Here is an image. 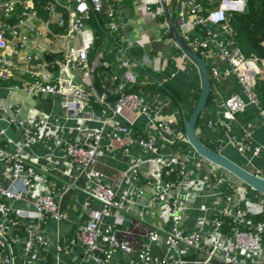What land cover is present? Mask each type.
Wrapping results in <instances>:
<instances>
[{
    "label": "built area",
    "instance_id": "2783aa9c",
    "mask_svg": "<svg viewBox=\"0 0 264 264\" xmlns=\"http://www.w3.org/2000/svg\"><path fill=\"white\" fill-rule=\"evenodd\" d=\"M108 2L4 4L16 23L9 26L10 38L6 25H0V89L12 80L8 90L22 91L29 99L58 96L62 113L23 119L21 107L0 98V264H264V196L256 191L250 196L247 186L228 172L183 150L189 143L174 126L177 122L165 95H146V79L140 80L155 68L156 59L132 57L129 40L115 41L113 53L103 49L91 58L96 38L92 24L107 39L125 25L115 10H105ZM36 3L48 14L47 20L41 18ZM184 3L194 15L191 23L178 22L186 39L193 25L206 22L223 24L230 36L228 13L246 8L245 0H221L209 12L199 0ZM103 13L105 26L100 22ZM215 42L189 39L190 47L202 56ZM217 45L243 88V95L232 94L221 102L228 129L251 104L259 106L264 126V109L254 91L257 80L264 79L260 67L264 60L246 58L232 40ZM229 45L236 49L230 51ZM105 50L115 66L104 74L98 96L93 85ZM211 76L219 77L216 68ZM174 77L172 73L154 83L166 94ZM96 107L99 115L94 113ZM70 121L75 139L65 136L64 124ZM249 136L228 139L239 154L254 160L262 148L247 145L244 140ZM41 142L51 151L49 162L54 165L57 157L62 158L75 172L55 165L47 171L30 162L26 149ZM105 154H117L126 163L118 182L106 183V174L96 168ZM251 173L264 179V168ZM76 189L86 200L78 202L72 219L64 201ZM51 222L53 238L46 231Z\"/></svg>",
    "mask_w": 264,
    "mask_h": 264
},
{
    "label": "crops",
    "instance_id": "0c3cea01",
    "mask_svg": "<svg viewBox=\"0 0 264 264\" xmlns=\"http://www.w3.org/2000/svg\"><path fill=\"white\" fill-rule=\"evenodd\" d=\"M8 0H0V25L5 24L6 35L10 38L9 26L16 23L15 19L10 18L6 14L4 4ZM175 1V2H173ZM47 2V0H46ZM168 8L169 14L181 37L189 45V39L198 38L201 41H206L209 38H214L215 43H211L205 53V55L198 54L205 60L209 72L216 68L219 73L218 78L211 76V93L210 100L207 107L202 112V115L198 123V133L200 139L215 150H220L222 154L230 158L232 161L243 167L250 172H256L264 168V126H262V117L260 114L259 106L255 104L249 105L246 112L237 116L235 122L231 123L230 130L228 129V122L224 118V109L221 106V102L232 94L243 95V88L238 82L237 76L232 72L229 64L221 58V48L217 43L228 44L229 34L223 24H215L212 22H206L203 25H198L189 30V39H186L183 34V29L179 25V21L182 23H191L194 20V15L188 12L184 0H164ZM221 0H199V3L203 8L209 12L215 10ZM113 9L120 16L119 21L121 26L119 32L114 35V38H105L104 33L98 28L96 24H92V30L94 31L96 38L91 52V58H94L97 54L103 53V49H108L112 52L115 49V41L121 42L122 40H129L132 49L131 56L137 59H141L144 56L149 55L150 59H156L155 68L148 70L146 76L147 85L144 87L146 95L149 92H158L161 95H165V101L168 103L169 113L174 114L175 123L174 126L184 133L182 129V110L186 113L189 112L195 104L194 96H196L200 90V75L197 68L183 55L173 42L169 32V28L166 22L165 14L163 11V5L161 0L152 2V0H109L105 10ZM106 14L100 15L103 26L107 23ZM41 18L48 19V14L42 10L40 13ZM8 25V27H7ZM54 26V25H53ZM46 30L45 26L43 27ZM54 32L60 31L58 28L53 27ZM100 30V37H97V31ZM25 32V30H23ZM114 39V40H113ZM100 41L98 48L95 49V44ZM99 43V42H98ZM190 46V45H189ZM49 48L56 49L55 46L49 44ZM193 49V48H192ZM230 51L236 49L235 46L229 45ZM106 52V50H105ZM56 56V55H55ZM60 56V55H57ZM115 66L113 57L110 52H106L103 57L102 66L98 68L96 75V82L102 91L103 76L111 71ZM138 70V69H137ZM139 71V70H138ZM174 73L175 77L172 78L166 85V94H163L159 90L158 85L154 81H162ZM74 73L75 78H77ZM80 77V76H79ZM14 81L4 82L0 89V98L11 99L17 106L21 107V117L23 119H31L37 114L46 115H61V109L59 105L58 96H37L35 98H27L22 92H13L8 90V86L13 85ZM156 84V85H155ZM97 92V91H96ZM98 94V93H97ZM99 96V95H98ZM101 96V95H100ZM178 99L181 101H178ZM109 100V99H108ZM178 112V114H177ZM95 115H99V108L94 110ZM67 126L65 136L69 139H75L76 132L73 129L74 122L70 121L65 123ZM249 125L252 126L249 129ZM250 131V132H249ZM246 133H250L249 139L244 140L251 148L261 147V155L259 158L250 160L249 156L245 157L238 153L236 147L232 146L228 137L234 138L237 141L243 140ZM185 135V134H184ZM142 136H146L143 135ZM183 150L190 154H195V151L191 149V146L184 145ZM26 153L30 162L36 161L39 165L45 166L48 169L52 166L62 168L66 172H75L71 163L62 158H58V163L54 164L48 161V157L51 154L50 149L44 142L35 143L26 149ZM55 154L59 157L63 156V151L56 150ZM126 163L121 160L117 154L103 156L96 168L106 174V183L111 184L118 182L121 178V173L124 171ZM37 171H44L40 167H35ZM82 184V183H81ZM248 194L251 196L256 195V192L249 187H245ZM86 197L80 190H73L65 198V209L69 213L70 218L75 219L78 211V202H83ZM208 202H215L213 199H208ZM255 211L259 209L253 206ZM65 227V224H62ZM55 223L51 222L50 227L46 230L49 236L53 238V230ZM65 262L69 261L67 256H63ZM86 264H93L87 262Z\"/></svg>",
    "mask_w": 264,
    "mask_h": 264
},
{
    "label": "water",
    "instance_id": "95a60500",
    "mask_svg": "<svg viewBox=\"0 0 264 264\" xmlns=\"http://www.w3.org/2000/svg\"><path fill=\"white\" fill-rule=\"evenodd\" d=\"M162 1L163 11L165 14L166 22L169 28L170 35L173 42L176 44L178 49L183 53V55L197 68L200 75V94L196 102V105L190 116L182 110V123L184 128V134L189 145L195 151V153L207 160L208 162L214 164L215 166L225 170L231 176L236 178L238 181L251 188L252 190L262 194L264 196V179L247 171L230 158L220 153L219 151L213 149L212 147L206 145L199 137L198 133V123L202 115V112L207 107L210 93H211V77L209 68L205 60L194 51L186 41L179 34L175 22L171 18L168 8L164 0ZM175 2V1H173ZM72 72H74L72 70ZM77 78L80 79L79 74H76ZM94 88L96 89L98 95L102 94L97 83H94ZM117 98H111L109 101H115Z\"/></svg>",
    "mask_w": 264,
    "mask_h": 264
},
{
    "label": "trees",
    "instance_id": "16d2710c",
    "mask_svg": "<svg viewBox=\"0 0 264 264\" xmlns=\"http://www.w3.org/2000/svg\"><path fill=\"white\" fill-rule=\"evenodd\" d=\"M37 1L41 3H46V0ZM245 2L246 8L243 12L228 13L227 23L230 26V29L232 30V34L229 36V38L236 44L237 48H239L241 53L246 58H252L257 59L259 61H263L264 0H245ZM36 8L38 9L39 13H42V8L40 4L36 3ZM100 33L101 31L98 30L97 37H100ZM98 42L95 44V49L99 47L98 44H100V41L98 40ZM254 91L260 107L264 109V79L257 80ZM199 94L200 90L198 94L194 96V107L199 98ZM178 101L180 100L178 99ZM194 107L189 112H186L187 116L191 115ZM181 126L184 130L183 123H181Z\"/></svg>",
    "mask_w": 264,
    "mask_h": 264
},
{
    "label": "rangeland",
    "instance_id": "374dc122",
    "mask_svg": "<svg viewBox=\"0 0 264 264\" xmlns=\"http://www.w3.org/2000/svg\"><path fill=\"white\" fill-rule=\"evenodd\" d=\"M155 1H157V0H152V2H155ZM260 67H261L262 69H264V67H263V65H262L261 63H260ZM136 71H137V73H140V71H138V70H136ZM147 75H148L147 73L142 74V75L140 76V80H141V81H142V80H145Z\"/></svg>",
    "mask_w": 264,
    "mask_h": 264
}]
</instances>
